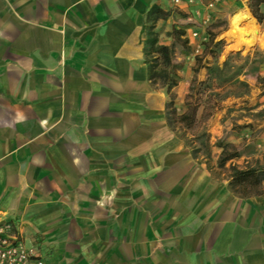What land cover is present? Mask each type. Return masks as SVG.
Listing matches in <instances>:
<instances>
[{"label":"crops","instance_id":"obj_1","mask_svg":"<svg viewBox=\"0 0 264 264\" xmlns=\"http://www.w3.org/2000/svg\"><path fill=\"white\" fill-rule=\"evenodd\" d=\"M171 3L0 0V221L47 264H264V178L230 191L147 80L145 16ZM205 3L178 8L195 22Z\"/></svg>","mask_w":264,"mask_h":264},{"label":"rangeland","instance_id":"obj_2","mask_svg":"<svg viewBox=\"0 0 264 264\" xmlns=\"http://www.w3.org/2000/svg\"><path fill=\"white\" fill-rule=\"evenodd\" d=\"M165 12L164 19L153 23L152 33L160 45L173 49L172 62L179 80L192 76L189 87L193 90L188 87L183 101L178 103L174 95L177 114L185 111L186 98L198 103L196 124L185 132L186 140L192 141L190 147L186 144L190 155L191 148L199 150L196 158L191 157L204 161L206 152L200 142L207 141L212 174L229 179L227 187L237 195L257 193L260 185L251 184V179L232 180L229 166L243 170L254 166L256 160L264 166V12L258 0H247L243 12L250 17L249 22L235 27L231 25L235 12L227 14L213 9L207 24L201 19L188 22L173 3ZM149 26L151 22L144 27ZM192 26L199 31L196 41L190 44L186 29ZM252 29L256 32L251 33ZM145 36L146 30L143 40ZM252 40L254 44L248 46L246 41ZM204 133L207 138L201 136ZM222 137L238 148L241 157L220 169L216 143Z\"/></svg>","mask_w":264,"mask_h":264},{"label":"trees","instance_id":"obj_3","mask_svg":"<svg viewBox=\"0 0 264 264\" xmlns=\"http://www.w3.org/2000/svg\"><path fill=\"white\" fill-rule=\"evenodd\" d=\"M260 5V0H258ZM167 13L162 10L158 5H152L145 16V23L151 22L152 26L143 27V32L146 30V36L143 40V54L144 63L146 65L147 80L153 87L164 88L165 94L168 99L165 103V121L167 126L174 131V133L187 144V146L192 145V141L186 140L185 132L194 128L196 124V111L198 109V103L196 101L189 102L185 99V111L181 114H177L174 106V94L172 92L173 88L180 81L175 73L174 65L172 62L173 49L170 46L160 45L157 39L152 33L153 23L160 19H164ZM196 74V70H193ZM189 90H193L189 87ZM178 131L182 133L178 134ZM206 137L204 133L201 135ZM202 149L206 152V157L204 161L206 163L207 169H210L209 165V144L208 142H200ZM216 146L219 148L220 152L217 158V167L220 169L225 168L226 164L239 159L241 153L236 146L225 141L224 137L220 138ZM199 150L196 148H191V156L196 158L197 152ZM264 162V158H262ZM229 169L233 171L231 179L240 178L241 180L251 179L253 185H260L264 178V166H260L258 160H256L255 165L252 167H246L243 170H239L235 165L229 166Z\"/></svg>","mask_w":264,"mask_h":264},{"label":"built area","instance_id":"obj_4","mask_svg":"<svg viewBox=\"0 0 264 264\" xmlns=\"http://www.w3.org/2000/svg\"><path fill=\"white\" fill-rule=\"evenodd\" d=\"M203 0H172L176 7H180L183 3L186 7L202 3ZM206 12L201 18L203 24H207L210 20V11L221 0H204ZM260 8L264 12V0H260ZM199 16V13H196ZM190 29V28H188ZM189 37L197 38L196 30L189 31ZM0 264H46L37 253L27 247L23 239L15 232L14 225L7 220L0 221Z\"/></svg>","mask_w":264,"mask_h":264},{"label":"bare ground","instance_id":"obj_5","mask_svg":"<svg viewBox=\"0 0 264 264\" xmlns=\"http://www.w3.org/2000/svg\"><path fill=\"white\" fill-rule=\"evenodd\" d=\"M250 17L244 13L243 11H237L234 13V15L231 18V25L233 27L237 26L238 24L242 23V22H249ZM251 27L255 28L253 25H251ZM256 30L252 29L251 33H255ZM246 44L248 46H251L254 44L253 40L252 41H246Z\"/></svg>","mask_w":264,"mask_h":264}]
</instances>
